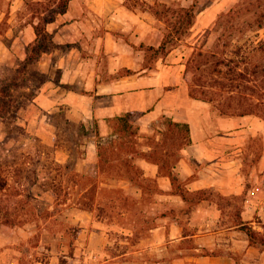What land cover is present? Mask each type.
<instances>
[{
	"label": "crops",
	"instance_id": "crops-1",
	"mask_svg": "<svg viewBox=\"0 0 264 264\" xmlns=\"http://www.w3.org/2000/svg\"><path fill=\"white\" fill-rule=\"evenodd\" d=\"M22 1H17L8 19L9 42L0 40V62L25 58L27 47L38 38L39 15L33 20L25 19L32 12L16 17ZM231 2L69 0L64 11L44 24L51 45L41 52L36 68L46 78L31 104L46 115L37 114L32 121L52 128L59 121L83 123L87 129L96 121L100 134L108 132L112 118L128 111H141L139 119L145 121L163 114L186 122L191 142L182 148L173 168L185 178L183 192L192 195L172 192L171 177L146 161L145 174L154 177L162 190L145 197L137 186L132 200L151 203L152 211L145 210V216L150 218L152 212L155 223L147 229L137 225L121 229L127 235L148 234L146 246L142 238L131 244L133 249L107 253L112 240L93 211L69 206L63 218L79 228L70 247L61 235V246L55 242V250L61 251L46 263L33 258L29 264H264V249L250 244L238 223L241 218L264 233V119L217 114L209 102L191 96L185 74L184 43H195ZM193 3L195 18L188 31L175 36L177 46L162 51L165 35L176 21L172 13ZM57 110L61 117L52 118ZM86 141L87 156L82 160L93 161L97 145L90 138ZM206 190L214 193L201 192ZM171 198L176 205L164 203L163 210L154 211L155 199L160 203ZM120 242L130 244L128 239ZM63 247L73 253L67 255ZM59 253L68 260L59 261ZM3 254V264H23L11 245L3 248Z\"/></svg>",
	"mask_w": 264,
	"mask_h": 264
},
{
	"label": "rangeland",
	"instance_id": "rangeland-1",
	"mask_svg": "<svg viewBox=\"0 0 264 264\" xmlns=\"http://www.w3.org/2000/svg\"><path fill=\"white\" fill-rule=\"evenodd\" d=\"M17 1L0 0V40H10L5 31ZM43 6L34 0H23L22 10H17L16 17L32 12V16L25 19L33 20V16L43 11ZM229 9L235 10L233 19L227 22L223 14L215 24L219 14ZM219 14L195 43H184L190 94L209 102L219 115L236 117L252 114L264 119V0H232ZM178 44L175 43L176 46ZM200 50L203 54L197 55ZM225 50L229 57L225 62L228 64L219 63ZM19 59L0 62V91L10 78V69ZM27 92L25 88L15 89L13 105L7 112L3 108L10 96L0 92V166L6 169L0 172L8 177L6 188L0 190V207L1 213L7 211L9 217L21 220L19 224H1L4 216L0 213V264L5 257L3 248L9 245L17 250L23 264H29L33 258L48 262L52 254L61 251V248L55 250V245L61 246V235L70 247L79 228L65 221L64 211L69 206L87 209L86 203H91L90 210L112 240L107 253L133 249L131 244L140 242L142 238L146 246L148 234L127 235L121 229L134 225L147 229L155 223L151 218L154 216L152 212L148 214L150 218L145 216L146 211H152L151 203L132 200L139 182L146 183L143 189L145 197L157 195L162 190L154 177L148 175L150 179H142L140 172H145L146 161L155 163L152 159L160 157L162 166L157 164L159 173L171 177L172 192L184 190L185 178L173 168L184 147L183 129L169 126L167 118L162 115L149 121L136 120L122 138L117 137L112 128L106 134L95 136L90 126L82 134L76 128L78 123L66 121L55 123L56 128H52L44 122L32 121L37 114L42 117L46 113L25 101ZM61 114L62 111L57 110L52 118H60ZM53 130L55 136L51 137ZM58 131L61 137H57ZM87 138L95 141L97 155L93 161L84 162ZM253 152L257 159L259 149ZM123 156L126 160L121 163L120 157ZM98 164L101 170L97 169ZM116 168L121 170L118 174L114 173ZM201 192L214 193L213 190ZM184 194L192 195L189 192ZM110 200L114 202L111 208L107 206ZM164 203L166 206L177 204L174 198L166 202L160 200V203L155 199L154 211L163 210ZM125 239L130 244L120 242ZM62 250L67 255L73 253L70 248L63 247ZM63 255L59 253V261L66 262L68 259Z\"/></svg>",
	"mask_w": 264,
	"mask_h": 264
},
{
	"label": "trees",
	"instance_id": "trees-1",
	"mask_svg": "<svg viewBox=\"0 0 264 264\" xmlns=\"http://www.w3.org/2000/svg\"><path fill=\"white\" fill-rule=\"evenodd\" d=\"M69 0H53V3H51V0H45V1H41L39 2L40 5H44V9H43V15H40L39 13V17H40V21L39 23H37L35 25V30L37 33V40L29 45L27 47V56L23 59H19L17 64L12 67L10 69V78L8 80V82L4 85V89H2L1 91H3L5 93V95L10 96V99L5 101V105L3 110L5 112H7V110H9L12 107V103H13V99L12 96L14 94L15 89L18 88H25L28 90V92L26 93V95L24 96L25 101L26 102H31L33 101V98L38 90V88L40 87L41 83L45 80L46 76L42 73H40L38 71V69L36 68V61L38 59V57L40 56L41 52L47 50L50 45H51V39L49 37V34L45 31L44 29V24L48 21L53 20V18L55 17V15L58 12H62L65 10L67 3ZM194 9H195V3H193L192 5L188 6L187 8H184L182 11H178L176 13V11H174L172 14H175V22L171 24L170 29L167 31L166 35H165V39L162 43V45L160 46V49L162 51H166V49L171 48L172 46L175 45V43H177L178 41L175 39V36L177 34H183L184 32L188 31L189 26L193 23L194 18H195V13H194ZM234 11L232 9H229L228 11L222 12L221 14H219L217 20L215 21V24L218 23V21L220 20V18L222 17L223 14H225V16L227 17V22L231 21L233 19L234 16ZM194 13V14H193ZM170 19V18H169ZM226 27H229L226 26ZM230 27H234L232 24H230ZM241 32V31H240ZM228 52V51H227ZM203 54L202 51H198L197 55H201ZM214 54V52H212V55ZM222 57L219 61V63L225 62L229 60V57L226 56V50L222 51ZM225 55V57H224ZM196 60L197 62L201 59H196L193 58V60ZM207 62V61H206ZM225 64H228L227 62H225ZM188 67H186L185 70V74L187 72ZM224 87V86H222ZM0 91V92H1ZM209 101L212 102V99L209 98ZM26 106V103L24 102L23 107ZM142 112L141 111H128L123 115H119L116 116L114 118H112L109 122V128H112V130H114V132L116 133L117 137L121 136V138L123 137L122 134L127 131L130 130L133 126H134V122L136 120H138L141 116ZM163 117H166L167 119V123L169 126L171 127H176V128H182L184 131L183 134V145H187L191 142V136H190V129H189V125L186 122L183 121H176L166 115L161 114ZM57 125L60 124L59 122H56ZM65 123H68L67 121ZM74 125V124H73ZM92 129H94V135L95 136H99V128H98V124L97 122H93V124H91ZM75 126V125H74ZM76 128L79 129L82 134L85 133V125L83 123H78L76 125ZM78 131V130H77ZM57 137H61V133L60 131L57 132ZM58 139V138H57ZM182 153V150L180 151ZM160 157H157L156 159H152L153 162H155L156 164H158L159 166H162L160 164ZM126 160V157H120V162H124ZM166 162V161H165ZM101 165L98 164L97 169L101 170ZM6 169L5 167L0 166V171L4 172ZM121 170L119 168L114 169V173H119ZM2 172H0V190H4L8 184V177H6ZM142 179L143 180H148L150 179V177H148V175H145L144 171L140 172ZM121 175V173H120ZM129 179V177H126ZM131 179V178H130ZM146 186V183H138V187L141 188L142 190L144 189V187ZM55 191L53 190L52 193H54ZM178 193L184 195L183 191H177ZM111 202V204H110ZM110 202L108 201V205L110 208L113 207L114 202L112 200H110ZM88 208L87 209H92L91 207V203H86ZM82 207V206H79ZM84 208V207H82ZM86 208V207H85ZM2 207H0V213H1ZM4 217L2 219V223L1 224H19V222L21 221L20 219H16V217H9V213L6 211L4 213H1ZM18 218V217H17ZM238 223L240 224V228L245 231V233L248 236L249 242L250 244L257 246L261 249H264V233H262L261 231L255 229L253 226L245 223L244 221L241 220V218H238ZM46 263V262H45Z\"/></svg>",
	"mask_w": 264,
	"mask_h": 264
}]
</instances>
